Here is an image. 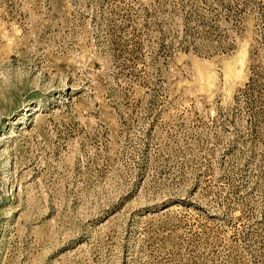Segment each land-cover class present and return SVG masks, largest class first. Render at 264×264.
Wrapping results in <instances>:
<instances>
[{"label":"rangeland","instance_id":"1","mask_svg":"<svg viewBox=\"0 0 264 264\" xmlns=\"http://www.w3.org/2000/svg\"><path fill=\"white\" fill-rule=\"evenodd\" d=\"M0 264H264V0H0Z\"/></svg>","mask_w":264,"mask_h":264}]
</instances>
